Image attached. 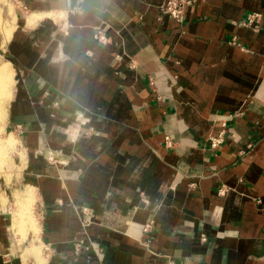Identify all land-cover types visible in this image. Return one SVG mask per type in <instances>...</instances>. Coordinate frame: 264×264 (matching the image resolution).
<instances>
[{"label": "crops", "instance_id": "1", "mask_svg": "<svg viewBox=\"0 0 264 264\" xmlns=\"http://www.w3.org/2000/svg\"><path fill=\"white\" fill-rule=\"evenodd\" d=\"M162 3L0 0L38 227L0 201V264H264V0Z\"/></svg>", "mask_w": 264, "mask_h": 264}, {"label": "rangeland", "instance_id": "2", "mask_svg": "<svg viewBox=\"0 0 264 264\" xmlns=\"http://www.w3.org/2000/svg\"><path fill=\"white\" fill-rule=\"evenodd\" d=\"M14 83L15 72L9 88L12 96L3 105L5 118L3 117L1 121H4L0 122V127L2 128L0 139L3 140L1 141L5 147L4 153L0 157V201L2 207H5L8 211L11 232L17 237L16 239L19 242H22V239L26 237L27 231L33 226L37 227V218L33 193L25 189L21 181V168L24 161L21 143L9 125L8 105L13 97ZM9 139H12V142Z\"/></svg>", "mask_w": 264, "mask_h": 264}, {"label": "built area", "instance_id": "3", "mask_svg": "<svg viewBox=\"0 0 264 264\" xmlns=\"http://www.w3.org/2000/svg\"><path fill=\"white\" fill-rule=\"evenodd\" d=\"M191 4V0H163L162 3V12L168 15L171 19L178 23H183L184 18V11L185 8ZM259 15L253 14L250 15L245 24L252 25L255 21H258ZM94 37L97 41L102 44H106L108 42L107 35L102 29H97L94 33ZM211 144L213 147H217L223 141V134H220L218 137H211L210 138ZM166 144L167 146L171 147L172 143L169 137H166ZM223 192V191H222ZM82 225L83 227H88L92 223H94L95 214L92 209L89 207H85L82 209ZM150 225L146 226L149 227ZM203 241L206 240L205 237L202 238ZM167 264H176L174 260L169 259Z\"/></svg>", "mask_w": 264, "mask_h": 264}, {"label": "bare ground", "instance_id": "4", "mask_svg": "<svg viewBox=\"0 0 264 264\" xmlns=\"http://www.w3.org/2000/svg\"><path fill=\"white\" fill-rule=\"evenodd\" d=\"M13 73L14 72H13V69H12V66H11L10 63H4V64H2L0 66V122L4 121V120L1 121L3 119V117H4V110H3L4 107H3V105H4L5 101L8 98H11V96H12V93L9 92V88H10V86L12 84ZM1 129L2 128L0 127V132H1ZM1 140L2 139H0V157L4 153V149H5L4 144L2 143L3 140L2 141ZM11 140L12 139H9L10 142H12ZM33 222H32V224H33ZM31 229L34 230V231H37L38 227H34L33 226Z\"/></svg>", "mask_w": 264, "mask_h": 264}]
</instances>
